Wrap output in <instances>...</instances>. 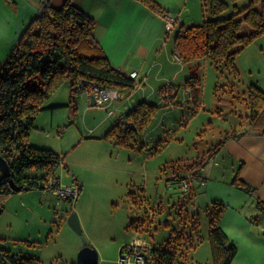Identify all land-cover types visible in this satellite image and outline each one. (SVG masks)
<instances>
[{"label": "rangeland", "instance_id": "rangeland-1", "mask_svg": "<svg viewBox=\"0 0 264 264\" xmlns=\"http://www.w3.org/2000/svg\"><path fill=\"white\" fill-rule=\"evenodd\" d=\"M120 1L87 0L85 6L94 10L92 8L99 2L100 5L109 2L111 7L120 5ZM155 1L164 12L185 26L201 24L212 17L211 0ZM223 1L229 6L217 18L236 13L235 6L240 10L250 0H237L235 3ZM63 2L52 0V6L61 7ZM137 3L142 9H147ZM130 5L123 2L120 19L131 22V25L140 23L144 14ZM39 6H42V0H39ZM147 11L149 15L158 17L155 12ZM123 23L128 26V22ZM161 24V40L155 45L159 51V61L165 60V55L173 57L176 33L175 30L167 35L163 20ZM248 32L247 27L241 30V34ZM146 41L142 43L146 44ZM151 43H148L149 48ZM174 59L178 60V57L174 55ZM150 64L153 67L152 61ZM236 65L239 70L238 81H233L226 71L220 74L207 58H199L185 63L184 73L179 74L176 81L173 80V85L167 80L164 82L165 89L157 84L144 86L145 92L152 94L149 104L161 108L133 147L120 146L113 138L107 137L108 131L116 123L119 124L116 120L120 112L132 108L129 104L126 107L118 105L124 99L104 109L92 105L90 97L80 90L74 94L73 103H70L68 83L54 90L44 101V106L58 107L38 113L35 128L29 134V142L62 156L63 164L56 170L61 188H80V191L72 199L71 205L52 191L38 188L14 192L6 197L1 202L0 248L36 258L40 264H75L78 251L85 244L97 252V264H118L123 249L136 240L147 246H161L172 230L185 229L188 235L194 237L197 234L200 239L198 247L189 253L191 263L211 264L206 197L201 195V188L195 184L192 185L193 190L189 186L190 193H185L180 190L178 181L168 179L176 172L182 176L194 162L208 158L212 149L232 130H248L250 125L246 116L249 110L242 96L250 85L264 90V38L259 37L246 47L238 55ZM147 68L148 78L151 69ZM152 70L150 82L156 79L159 67ZM195 80H198V86L196 83L193 85ZM232 81L234 92L228 89ZM161 89L170 90L172 97L162 92L166 96L162 101L159 95ZM141 102L144 101H138L135 107ZM110 111H114L115 115L108 117ZM216 156L214 163L205 165L208 166L204 172L218 168L223 178L230 177V167L227 165H230V158L223 157L221 153ZM240 165L236 166L234 175ZM223 166L226 168L225 174L222 172ZM197 173L189 170L184 177L196 174L198 180L200 176ZM27 174L40 176L41 172L29 171ZM232 180L230 183L233 185ZM223 191L229 193L227 188ZM218 202L225 205L226 210L229 208L224 202ZM72 213L78 217L81 234H77L67 223ZM257 215L260 212L255 217L248 216L249 223H253L251 225L256 236L264 238V217L261 219ZM188 216H194L198 221V231L192 230V220L189 222L185 219ZM165 222L167 226H164ZM229 235L233 238V228L229 230Z\"/></svg>", "mask_w": 264, "mask_h": 264}, {"label": "trees", "instance_id": "trees-1", "mask_svg": "<svg viewBox=\"0 0 264 264\" xmlns=\"http://www.w3.org/2000/svg\"><path fill=\"white\" fill-rule=\"evenodd\" d=\"M5 1L11 3V0ZM135 1L160 17L168 15L155 0ZM236 1L231 0L232 3ZM49 2L50 0L42 1V11L25 28L0 69V156L10 167V175L0 178L1 209V202L14 193L9 187L10 181L21 188V191L37 188L53 191L60 187L56 170L63 164V157L49 148L37 147L29 142V134L35 128L38 113L51 108L45 107L44 101L54 90L68 83L71 90L70 103H73L74 94L81 90L80 83L94 82L130 90L136 83L110 64L93 36L95 20L91 16L78 8L73 0H64L58 8L51 6ZM228 6L223 0H211L210 19L207 18L201 24H181L176 29L173 51L183 63L207 58L220 74L226 71L233 81H238V55L264 35V0H250L240 10L235 6L236 13L217 18ZM244 27L249 28V32L241 34ZM233 81L228 84L230 92L235 91ZM195 83L198 86V80L193 85ZM242 98L254 125L261 128L264 123V90L250 85ZM160 108L147 102L139 103L123 116L122 123L108 131L107 137L113 138L120 146L133 147ZM240 135L241 133L232 131L212 150L219 149L228 138ZM212 156L210 154L209 158ZM205 164L206 160L203 159L194 162L187 170L198 172ZM29 171H38L41 175L30 176L27 174ZM239 173L240 168L232 180L233 185L246 189ZM182 178L174 176L168 180L179 182ZM188 191L185 193L191 192ZM73 198L75 197L64 199L71 205ZM225 211L226 206L218 201L211 202L206 210L209 217L211 264H231L236 256V247L229 241L221 226ZM185 219L189 222L192 220V230L198 231L199 224L194 216ZM132 225L133 223L130 226ZM167 225L165 222L164 226ZM194 237L188 235L185 229L172 230L161 246L148 245L145 248V264H192L189 253L200 244L197 234ZM0 263L40 264V261L1 247Z\"/></svg>", "mask_w": 264, "mask_h": 264}, {"label": "crops", "instance_id": "crops-1", "mask_svg": "<svg viewBox=\"0 0 264 264\" xmlns=\"http://www.w3.org/2000/svg\"><path fill=\"white\" fill-rule=\"evenodd\" d=\"M86 1L73 0V3L95 20L93 36L101 45L110 64L128 76L133 72L137 73L135 82L138 83L139 88L136 87L131 90L117 88L120 92L119 101L124 100L119 104V101H117L115 104L123 105L124 107L129 104L132 107L126 112H120L116 120L118 122V119L130 112L138 101L150 103L149 97L152 94H147L144 86L150 83V86L157 84L165 89V81L168 80L167 82L172 84L173 80L176 81L179 78V74L184 73L185 63L179 58L178 60L174 59L175 54H173L172 58L165 55L166 59L159 61V51L155 45L161 40L159 23L162 25V19L160 16L149 15L147 9H142L143 7L135 0H121L120 5H112L111 7L109 2L104 5H100L99 2L92 8L94 10L86 8ZM123 2L131 4V8H136L140 14H144L140 23H132L131 25V22L120 19V16L123 15ZM49 4L51 6L54 5L52 0H50ZM41 11L42 6H39V0H11V3L0 0V69L19 41L25 28ZM150 16H152L154 21H149ZM123 22H128V26H125L126 24ZM152 28L154 29L153 31ZM146 39V44L142 43ZM150 41H152L151 48L148 47ZM151 61L153 62V67L150 64ZM156 66L159 67L156 79L150 82L149 76L153 73L152 69ZM147 67L151 69L148 78L146 77V73L149 71ZM162 92L163 89L159 91L161 99L163 97L166 98ZM165 93L168 97H172L170 90ZM162 101L164 100L162 99ZM109 106L111 105H106L102 108L108 109ZM47 107L52 109L58 106L51 105ZM114 115V111L108 113V117ZM248 116L250 117V113H248ZM248 116H246L250 125L248 130H232L238 134L241 133V135L236 138H228L219 149L210 153L213 156L211 158L209 156V160L207 157L203 158L206 160V164H211L214 163L217 158L216 155L219 153L223 157H229L230 165H227L230 167L231 176L223 178L222 174L218 173V168H212L210 171L204 172L208 166L205 167V164L204 168L198 171L200 179L194 180L190 184L191 190H193V184L197 188H201V195L204 198L206 197L205 202L207 201V205L215 200L228 205L229 208L226 210L228 212L223 216L222 220V230L229 241L236 247V256L231 264H237L238 261L239 264H264V238L256 236L254 226L251 225L253 223L251 222L250 224L248 219V216L255 217L258 212H260V215H257L259 218L262 219L264 217V123L261 128L256 127ZM215 164L218 165L217 162ZM238 164H241V167H239V178L245 184L246 189H240L230 183L235 176L234 170ZM225 169V166H223L222 172L224 174ZM187 173L188 171L180 176L176 172L174 176L181 178ZM226 188L229 190L228 194L223 191ZM232 228L233 238L229 235V230ZM260 244L263 246H260Z\"/></svg>", "mask_w": 264, "mask_h": 264}, {"label": "built area", "instance_id": "built-area-1", "mask_svg": "<svg viewBox=\"0 0 264 264\" xmlns=\"http://www.w3.org/2000/svg\"><path fill=\"white\" fill-rule=\"evenodd\" d=\"M42 1L44 2V0ZM162 20L165 30L168 34H171L181 25V23H178L177 19L169 15H164L162 17ZM129 77L135 80L137 77V73L133 72L129 74ZM136 87L139 88L138 83H135V85L133 86V88ZM79 89H81L80 91H83L89 97H91V95L94 96L95 105L99 107L110 105L111 103H114L115 101H119L120 99V92L116 88L110 87L108 85H101L94 82L80 83ZM166 91L163 92L165 93ZM123 121H124V117L118 119V123H122ZM194 180H197L196 174L183 177L179 181L180 189L183 190L184 192H187L189 190L190 183ZM52 193L56 195L58 198L75 197L78 193V189H73L70 187L61 188L60 185V187L53 190ZM145 248H147V245H145L141 241L136 240L132 245H129L123 249L124 253L122 251L118 264H145L143 258Z\"/></svg>", "mask_w": 264, "mask_h": 264}, {"label": "water", "instance_id": "water-1", "mask_svg": "<svg viewBox=\"0 0 264 264\" xmlns=\"http://www.w3.org/2000/svg\"><path fill=\"white\" fill-rule=\"evenodd\" d=\"M90 99H91V104L94 105L95 104L94 96L91 95ZM0 172L3 177H8L10 175V167L6 162V160L1 156H0ZM9 187L14 192L21 191V188L17 187L12 181L9 182ZM1 212L2 209L0 208V214ZM67 223L77 234L82 233L78 217L75 213L69 215L67 219ZM97 262H98L97 252L94 249L84 244V246L78 251L75 264H97Z\"/></svg>", "mask_w": 264, "mask_h": 264}]
</instances>
